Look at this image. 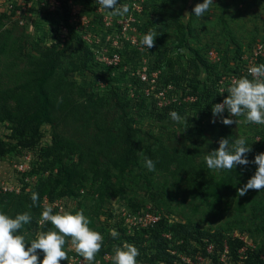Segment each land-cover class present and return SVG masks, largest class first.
Returning a JSON list of instances; mask_svg holds the SVG:
<instances>
[{
	"label": "trees",
	"instance_id": "16d2710c",
	"mask_svg": "<svg viewBox=\"0 0 264 264\" xmlns=\"http://www.w3.org/2000/svg\"><path fill=\"white\" fill-rule=\"evenodd\" d=\"M56 1L60 5L54 14L47 17V22L51 24L49 33L55 34L61 39L57 43L52 40L49 45L45 46L43 42L48 41L49 38H52L51 36L43 39L40 36H28L39 45L37 51L40 57L36 65L39 77L36 79L35 85L37 105L32 110L23 111L17 118L11 112H6L5 117H0V124L8 123L4 125L8 133L4 139L0 138V160L20 161L26 155H32L30 170L17 174L18 178L14 182L20 187L21 193H0L2 200L0 203L4 205L2 210L4 214L11 213L10 216L15 218L18 214L28 212L32 216V221L25 224L18 234L24 236L30 247V243L37 239L39 233L55 230L50 222L40 223L41 212L46 208L43 201L47 197L50 204L58 199L65 202L66 209L63 214H75L83 210L84 215L90 220L89 227L103 236L102 249L96 256V260H100L101 264H114L113 260L105 261L104 257L106 255L114 257V249L116 247L123 248L125 243L138 248L140 253L137 257L138 264H187L183 261V257L189 258L195 263L201 258L209 264H264V247L258 246V239L254 238L255 232L250 229L238 230L233 224L226 228L221 226L211 228L204 226L199 221L173 220L174 212L172 210L167 207L165 210H159L157 205L153 204V199L159 196L158 194L151 196L149 193L152 202H150L151 207L149 208L147 207L148 201L141 202L130 194L125 182L126 177L134 169L142 168L145 158H150L155 163L156 171L165 170L172 175L178 174L181 167L188 166L190 159L188 152L182 155L178 149L168 148L155 136H152L153 144L147 146L141 157L137 139L141 131L135 127L138 124L135 116L129 117L124 130L120 131L118 135L113 131V138L109 140V143H113V147L117 145L121 149L108 165L107 162L102 163L98 153L81 150L78 143L63 138L55 131L57 124L53 113L56 107L61 106L54 103L55 91L53 90H57L58 85L52 86V80L62 64L63 57H70L66 53L72 49L82 51V66L92 72L94 76L91 86L85 90L89 104L88 114L91 119L98 112L99 106L106 103L105 100L110 96L121 108L122 115L127 113L126 109L132 107V100L126 94L128 80L137 87L136 92L139 89H144L141 82L129 76V69L123 71V66L105 68L96 62L91 48L82 39V30L77 29L72 10L79 2H83L88 12H93L94 6L98 4L97 0ZM186 1L144 0L143 3L142 17L144 21L141 23L143 27L140 28L144 32L151 30L156 33L155 47L150 49L148 55L151 70L160 71L158 83L161 87L172 84L181 94L180 104L174 103L160 110L154 106V103L152 106L150 105L151 107L149 106L151 109H148V101L145 97L140 100L139 110L150 114V117L155 116L159 120L169 118V113L172 111L177 112L180 116L198 108L201 110L200 113H211L213 106L228 96L227 90L224 94L220 93L218 85L219 79L224 74L238 75V80L243 77L253 79L249 74L241 73L246 64L242 60L244 51L235 39H233L235 45L233 60L235 61L230 62L227 55H221L219 50L217 53L220 60L218 63H213L209 59V52L218 49L201 46L199 42L198 46H193L192 41L195 39L191 22L184 23L176 18L174 20L177 27L175 40L170 45L166 44V17L170 15L175 18L174 6ZM126 2L127 0H120V4H126ZM20 8L19 5L16 6V10ZM184 9L185 7L181 8V10ZM14 14L15 11L10 16H14ZM7 17L9 15L6 12H0V26L4 25L2 21ZM43 18L46 19L45 14L40 12V16L33 23L36 28ZM61 23L66 28L62 32L64 36L59 32ZM93 32L96 33L95 28ZM121 53L124 54V61L129 65L135 63L134 58L139 54L131 47L125 48ZM262 63H264V58H260L256 66ZM72 66L74 67L72 71L79 69L76 61H72ZM95 68H101L102 72L97 73ZM204 72L206 77L203 79L201 76ZM68 74L69 71L64 69V75ZM98 82L104 83L105 87L101 88ZM187 97H194L196 101H185ZM65 101L64 107L67 109L71 103L68 99ZM74 108L70 109L74 110ZM76 108L78 109V107ZM45 126L51 128L49 143L44 141L47 134ZM118 138L121 142H118ZM201 169H196L195 173L187 169L184 178L188 182L191 180L192 195L195 199L200 198L201 203H205L211 208H218L222 192L234 187L233 179L230 175L219 180H216L213 175L206 177ZM35 177L37 179H34ZM145 177L148 181V190H151L149 176L145 175ZM33 193H37L39 197L36 206H33L32 202ZM90 196L92 198L99 197L101 200L102 205L97 211H91L90 208L87 210L88 207L84 202ZM112 201L119 202L122 205L121 208H124L129 214H143L148 211L161 218L157 223L146 228H134L129 231L122 215L114 214ZM71 202L76 203L74 209L68 208ZM105 203H108L107 206ZM103 205L104 208H102ZM103 213H107L104 220L101 218ZM53 214H60L57 208L53 209ZM112 229L119 233L118 238L112 237ZM242 237L247 241H244ZM67 239L66 250L70 256L76 251L70 243V238ZM249 239L255 245L248 244Z\"/></svg>",
	"mask_w": 264,
	"mask_h": 264
},
{
	"label": "rangeland",
	"instance_id": "374dc122",
	"mask_svg": "<svg viewBox=\"0 0 264 264\" xmlns=\"http://www.w3.org/2000/svg\"><path fill=\"white\" fill-rule=\"evenodd\" d=\"M203 2L204 0H187L174 6L175 18L170 15L166 17V44L170 45L175 40L177 27L174 20L177 18L184 23L191 22L196 41H192L193 46H198L199 42L201 46L216 48L217 51L213 50L216 52L220 50L221 55H227L231 62L235 61L233 60L235 56L233 39H235L244 51L243 57L250 55L256 44L263 39L264 0H214L204 16L198 18L192 7ZM182 7L185 9L181 10ZM27 10L18 16L8 14L9 17L2 21L4 25L0 26V117H5L6 112H11L17 118L23 111L32 110L37 105L35 85L36 79L39 77L36 67L40 57L37 51L39 45L33 41V38L28 37L32 32L33 19L29 14L26 15ZM179 10L181 12L178 13ZM35 14L38 15L39 12ZM40 25L45 31V36L41 34V30H36L33 36L39 35L42 39L51 36L47 21H41ZM132 37H135V34ZM52 40L49 38L43 44L47 46ZM66 54H69L70 57H63L62 64L52 80V86L58 85L57 90H53L55 91L54 103L55 105L60 104L61 107L55 108L53 117L57 124L55 131L60 136L75 141L85 152L98 153L102 163L107 162L108 165L121 149L119 146L113 147V143H109V140L113 138V131L118 135L120 131L124 130L129 117L135 116L138 121L135 127L141 131L137 137L141 157L147 146L153 144L152 136H155L168 148L178 149L182 155L188 152L190 159L189 165L181 167L176 175L165 170L149 171L146 164L142 163V168L134 169L126 177L125 182L130 194L141 202L148 201V208L151 207V196L158 194L159 196L154 197L153 204L157 205L159 210H165V207L172 210L174 212L173 220L199 221L204 226L211 228L219 226L226 228L233 224L238 230L250 229L255 232L254 238L258 239V246L264 247V190H249L242 197L238 195V189L255 174L257 166L250 163L247 167L237 166L235 170L231 171L213 170L207 167L205 161L206 155L219 148L218 142L221 138H230V142H234L239 137H244L246 146L252 148V152L247 154V158L254 161L257 154L264 153V125L245 123L243 116L229 117L227 111L223 114L224 118L236 119L239 121L238 124L225 126L220 122L219 117L216 118V123H212L213 113H200V108L181 116L184 118L182 122L173 121L171 117L164 120H159L155 116L150 117V114L139 110V102L147 91L139 89L136 92L137 87L133 86L130 80L126 83L128 87L126 94L132 100V107L126 109L127 113L123 116L121 108L110 96L105 100L106 103L99 106L98 112L91 119L88 114L89 104L85 90L91 86L94 76L92 72L83 68L81 50L72 49ZM142 57L140 54L136 60ZM72 61L78 63V70L72 71L74 69ZM135 64L137 65V62ZM64 69L69 71L66 76ZM95 69L97 73L102 72L101 68ZM156 73L152 75L154 79L158 78L159 72ZM201 77L204 79L206 73L204 72ZM162 84L165 85L164 82ZM98 85L101 88L105 87L104 83L98 82ZM159 87H161L160 84ZM174 87L173 85L172 89ZM156 89L159 88L156 87ZM162 97L161 95L159 100H154L151 96L147 98L156 101V108L160 110L170 101L169 96L165 95L164 99ZM179 97L181 98V94L178 92L173 96V99L176 100ZM65 99L71 103L67 109L64 107ZM189 99L194 100L193 97H187L185 100ZM150 105L152 106L149 103L148 107ZM71 107H75L74 110H71ZM150 107L148 109H151ZM20 108L21 110H19ZM7 124V122L0 124V138L4 139L8 133L4 126ZM45 130L47 134L44 141L49 143L51 128L45 126ZM118 142H121L120 138H118ZM13 166L14 160L12 162L0 160V182H15L17 180L18 173L15 172ZM187 169L192 173H195L196 169H201L206 177L213 175L216 180L230 175L234 187L222 192L218 208H211L209 205L201 203L200 198L193 197L191 180L188 182L184 178ZM145 175L149 176L151 190H148V181ZM201 178L203 177L201 176ZM0 202L2 203L1 198ZM210 202L212 203V201ZM1 203L0 212H3L4 205ZM84 203L88 207L87 210L90 208L91 211H97L102 205L99 197L92 198L91 196L88 200L85 199ZM111 203H113L115 215H119L120 212L124 213L119 202L112 201ZM107 204L105 203V206ZM75 207V202L69 203V209ZM10 214L7 215L11 217ZM106 217L107 213L101 215L102 220ZM248 243L252 246L255 245L251 239L248 240ZM42 255L41 252V261L44 258Z\"/></svg>",
	"mask_w": 264,
	"mask_h": 264
},
{
	"label": "clouds",
	"instance_id": "9594fccd",
	"mask_svg": "<svg viewBox=\"0 0 264 264\" xmlns=\"http://www.w3.org/2000/svg\"><path fill=\"white\" fill-rule=\"evenodd\" d=\"M97 3L108 10L112 16H125L130 12L127 4H120V0H97ZM214 0H204L198 3L193 12L196 17H203L210 9ZM186 16H188L186 14ZM156 33L149 30L141 39V44L147 49L155 47ZM248 73L253 79L247 77L233 81L228 87V96L222 103L215 104L212 108L213 120L220 118L225 126L238 124L239 121L224 118L225 111L229 117H245V123L264 125V63L249 67ZM171 119L182 122L177 112L169 113ZM219 148L205 156L207 167L213 170H235L237 166L247 167L250 163L257 166L255 174L247 183L238 189V195L244 196L249 190H264V153L255 156L254 161L247 158L252 148L246 146V139L239 137L234 142L230 138H221ZM145 164L149 171H155V163L150 158H145ZM39 197L37 193L32 194L33 206L37 205ZM32 221L30 213L18 214L15 218L0 212V264H61V261L69 260L66 245L70 243L75 251L85 261L95 264L96 256L101 251L103 236L92 230L90 220L84 215L83 210L75 214H53L51 206L41 212L40 223L50 222L55 230L39 233L37 239L26 243L24 236L18 234L25 224ZM113 238H118L119 233L111 230ZM43 260H40V253ZM113 257L114 264H138L139 250L132 244L125 243L123 248L116 247Z\"/></svg>",
	"mask_w": 264,
	"mask_h": 264
},
{
	"label": "built area",
	"instance_id": "2783aa9c",
	"mask_svg": "<svg viewBox=\"0 0 264 264\" xmlns=\"http://www.w3.org/2000/svg\"><path fill=\"white\" fill-rule=\"evenodd\" d=\"M143 3L144 0H127L126 4L130 8V12L125 16L121 17L110 15L109 11L102 8L99 4H97V6H94L93 12H88L86 5L83 2H79L77 5L74 6L72 10L73 18L75 19V25L77 26V29L82 30V39L91 48L92 53L94 55V60L100 63L105 68L123 66V71H127V69H129V76L132 78H136L139 82H141L144 86V91H147V93H144V97L147 99L148 104L154 103V106H156L157 103L156 101H151L150 98H147L149 96H151L154 100H159L161 95L163 96V99L165 98V95L169 96V104L163 105L160 108L163 109L169 107L174 103L180 104V97L176 100L173 99V96L176 95L179 91L175 87L172 89V84L160 88L157 80L161 75L160 71L151 70V66L149 64L150 57L148 56L150 49H147L141 44L142 37L148 33V31L144 32L140 28L142 27L141 23H143L144 21L142 17L144 11ZM17 5L21 7L18 10H16ZM59 5L60 3L56 0H0V12H6L7 14H11L13 11H15L14 16H18L19 14L23 13L25 10L28 9L26 15L29 14L30 17H32L33 19L32 32L30 34L33 35L36 30H41V34L45 36V31L44 29H42V25H39L36 28V25L34 26L33 24L35 23L34 20L40 16V12H43V14H45L46 19L44 20L43 18L42 21H47V17L54 14ZM34 8L36 9L35 11ZM38 12L39 14L36 15L35 13ZM47 23L50 32L51 24L49 22ZM59 26V32H61V35L64 36L62 32H64L66 28L62 26V23ZM94 28L96 29V33L92 32ZM134 34L135 37H132ZM51 37L56 43L59 39H61L58 38L55 34L51 35ZM128 47L134 48V50L139 53L138 57L140 56V54H142V58L138 60L134 59V61L137 62V65L135 63L129 65L124 61V54L121 53V51ZM209 54V59L211 62H219L220 57L216 51L212 50L209 52ZM260 58H264V31L263 39L256 44L255 48L250 53V55H246L243 57L242 60L246 64L241 70V73L249 74V67L256 66ZM156 72H159V75L158 78L155 77L154 79L152 75ZM236 80H238V75H222L218 81L220 93L224 94L228 87L232 85L233 81ZM156 87H158L159 89H156ZM193 99L194 100L189 99L187 101H196V98L193 97ZM222 102L223 101L219 103ZM31 160L32 155L29 154L26 155L23 160L14 161L13 167L15 172L18 174L26 173L31 168ZM1 192L16 194L21 193L20 187L14 184V182L12 181L0 182V193ZM43 205L46 207L51 206L53 209L57 208L60 214H63L66 209L65 202L62 199H58L54 203L50 204L48 198L45 197ZM120 214L122 215L125 224L129 228V231H132V229L134 228H146L151 224L157 223L161 218L159 215L152 214L148 211L143 214L132 215L124 210V213L120 212ZM242 239L244 241H247V239L244 237H242ZM68 257L69 260L64 261L65 263L61 261V264H93V262L85 261L84 258L77 252L71 254ZM104 259L105 261L113 260V256L106 255ZM182 259L187 264H209L201 258H199L198 262L196 263L191 261V259L189 258L183 257ZM95 264H101L100 260H96Z\"/></svg>",
	"mask_w": 264,
	"mask_h": 264
}]
</instances>
